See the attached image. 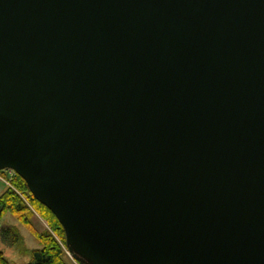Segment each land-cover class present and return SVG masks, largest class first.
Wrapping results in <instances>:
<instances>
[{
    "label": "water",
    "instance_id": "1",
    "mask_svg": "<svg viewBox=\"0 0 264 264\" xmlns=\"http://www.w3.org/2000/svg\"><path fill=\"white\" fill-rule=\"evenodd\" d=\"M84 264H264V0H0V171Z\"/></svg>",
    "mask_w": 264,
    "mask_h": 264
},
{
    "label": "trees",
    "instance_id": "2",
    "mask_svg": "<svg viewBox=\"0 0 264 264\" xmlns=\"http://www.w3.org/2000/svg\"><path fill=\"white\" fill-rule=\"evenodd\" d=\"M0 176L7 177L6 171H0ZM8 183L9 187L0 193V220L5 214L13 215L18 222L32 232L41 245L40 248L30 250L31 260L27 264H72L62 248L63 246L67 250L64 232L56 217L31 196L24 181L18 175L13 173L12 178L9 177ZM17 191L21 193L29 205ZM29 206L45 220L50 231L39 232L33 228L30 221L32 212ZM0 234L4 241L11 244L21 240V235L14 226L2 227ZM70 255L74 258L73 254ZM77 263L84 264L81 261ZM0 264H10L2 252H0Z\"/></svg>",
    "mask_w": 264,
    "mask_h": 264
},
{
    "label": "rangeland",
    "instance_id": "3",
    "mask_svg": "<svg viewBox=\"0 0 264 264\" xmlns=\"http://www.w3.org/2000/svg\"><path fill=\"white\" fill-rule=\"evenodd\" d=\"M7 172V171H6ZM12 174L7 173V177H1L0 179V193L5 190V188L9 187V185L6 184V181L9 180V177ZM18 192V191H17ZM20 194L21 198L24 197ZM25 200V198H24ZM26 201V200H25ZM27 202V201H26ZM27 205L28 202H27ZM30 207V210L32 212V215L30 216L31 225L34 229H36L39 232H42L44 230H49V227L44 219L40 217V215ZM4 226H14L17 228L19 234L21 235V240L18 243H8L2 239V236L0 234V252H2L5 259L10 264H27L31 260L30 250L40 248L41 245L39 241L36 239V237L32 234V232L25 226H23L18 220L11 214H5L3 218L0 220V229ZM65 255L69 258L72 264H78L77 262L79 260L73 258L71 255L67 254L66 248L62 246Z\"/></svg>",
    "mask_w": 264,
    "mask_h": 264
},
{
    "label": "built area",
    "instance_id": "4",
    "mask_svg": "<svg viewBox=\"0 0 264 264\" xmlns=\"http://www.w3.org/2000/svg\"><path fill=\"white\" fill-rule=\"evenodd\" d=\"M7 173H9V174H12V175H13V172H12V171H10V170H7ZM10 178H11V176H10ZM0 179H2V178L0 177ZM6 184H7V185H9L8 181H6ZM67 254H69V255H70V253H68V251H67Z\"/></svg>",
    "mask_w": 264,
    "mask_h": 264
}]
</instances>
